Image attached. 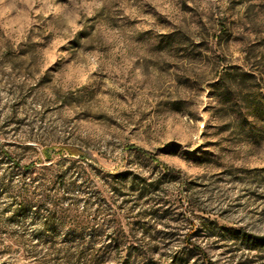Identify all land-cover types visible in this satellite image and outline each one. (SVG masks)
Masks as SVG:
<instances>
[{"label": "rangeland", "instance_id": "1", "mask_svg": "<svg viewBox=\"0 0 264 264\" xmlns=\"http://www.w3.org/2000/svg\"><path fill=\"white\" fill-rule=\"evenodd\" d=\"M117 237L264 264V0L0 2V264Z\"/></svg>", "mask_w": 264, "mask_h": 264}, {"label": "trees", "instance_id": "2", "mask_svg": "<svg viewBox=\"0 0 264 264\" xmlns=\"http://www.w3.org/2000/svg\"><path fill=\"white\" fill-rule=\"evenodd\" d=\"M57 152H62V151H67L69 154L71 155H80L81 150L77 149V148H72V147H68V148H62V147H58L55 149ZM137 150L148 157H154L153 154H151L149 151L143 149V148H137ZM155 159V158H154ZM157 160V159H155ZM36 162H31L29 164L23 165V168H30L33 165H35ZM44 237L48 238H44L45 241L48 242H52L54 243V241L50 235H45ZM49 237H51V239L49 240ZM123 243V238L122 237H117L115 238V246L114 249L116 250L119 256V264L121 262V264H128L130 259L132 257H136L139 258L141 257L140 253H137L135 255H133L132 252H127L126 254L122 255V248L121 245ZM111 243L106 245V248L111 247ZM123 251V250H122ZM99 250L95 249V241L93 238H84L83 241L81 243L78 244L77 248L75 249L74 253H69L66 255V264L68 262H70L72 259H74L75 263L74 264H99V259H100V255H99ZM74 254V257H73ZM54 264H59L58 262L54 263Z\"/></svg>", "mask_w": 264, "mask_h": 264}, {"label": "snow or ice", "instance_id": "3", "mask_svg": "<svg viewBox=\"0 0 264 264\" xmlns=\"http://www.w3.org/2000/svg\"><path fill=\"white\" fill-rule=\"evenodd\" d=\"M0 2H2V0H0Z\"/></svg>", "mask_w": 264, "mask_h": 264}]
</instances>
